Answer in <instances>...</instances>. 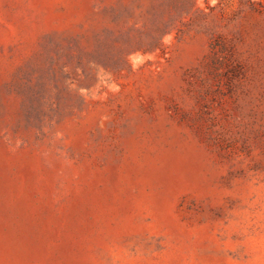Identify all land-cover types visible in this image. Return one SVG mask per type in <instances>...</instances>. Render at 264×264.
Instances as JSON below:
<instances>
[{
	"label": "rangeland",
	"instance_id": "obj_1",
	"mask_svg": "<svg viewBox=\"0 0 264 264\" xmlns=\"http://www.w3.org/2000/svg\"><path fill=\"white\" fill-rule=\"evenodd\" d=\"M0 264H264V0H0Z\"/></svg>",
	"mask_w": 264,
	"mask_h": 264
}]
</instances>
